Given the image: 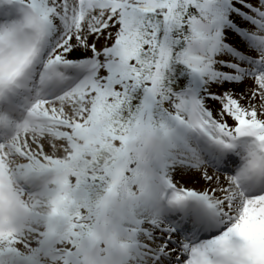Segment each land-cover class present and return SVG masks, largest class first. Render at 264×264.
I'll return each instance as SVG.
<instances>
[{"label": "snow or ice", "instance_id": "1", "mask_svg": "<svg viewBox=\"0 0 264 264\" xmlns=\"http://www.w3.org/2000/svg\"><path fill=\"white\" fill-rule=\"evenodd\" d=\"M0 264H264V0H0Z\"/></svg>", "mask_w": 264, "mask_h": 264}, {"label": "rangeland", "instance_id": "2", "mask_svg": "<svg viewBox=\"0 0 264 264\" xmlns=\"http://www.w3.org/2000/svg\"><path fill=\"white\" fill-rule=\"evenodd\" d=\"M210 103H212V106H214V107L216 106L213 102H210Z\"/></svg>", "mask_w": 264, "mask_h": 264}]
</instances>
